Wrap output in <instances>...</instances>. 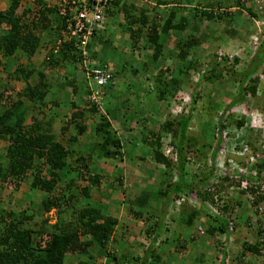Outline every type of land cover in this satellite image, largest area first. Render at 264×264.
I'll list each match as a JSON object with an SVG mask.
<instances>
[{
	"label": "trees",
	"instance_id": "1",
	"mask_svg": "<svg viewBox=\"0 0 264 264\" xmlns=\"http://www.w3.org/2000/svg\"><path fill=\"white\" fill-rule=\"evenodd\" d=\"M130 1L128 4L127 0H112L105 10L106 17L114 19V23L118 22V15L123 14L122 23L116 27L125 37L122 45H128L127 50L136 53L131 54L132 64H128L129 59L121 53L119 72H111L110 84L115 81L128 86L142 79L149 93H154V98L150 96L144 101L150 104L147 105L149 111H152V103L158 105L160 102L185 105L180 107L183 111L189 108L178 116L169 115L170 118L157 130L148 131L143 139V143L149 145L148 156L163 172L155 194L164 198L163 219L169 217L170 224L164 228L165 232L159 221L153 220L154 181L146 188L143 186L142 191L124 183L121 173L129 157L124 161L125 152L117 130L92 100L93 92L79 47L81 40L62 42V32H68V16H62L58 8L49 6L46 0L24 4L21 0H4L6 7L0 10V68L5 75L3 81L0 78V143L3 144L0 202L2 190L17 191L27 185L34 209L11 206L0 209V264H66L72 257L77 259L76 264H95V258H104L106 264H160L162 256L154 246H161L171 237L179 240L176 252H182L188 243L181 239L195 220L202 225L193 227L191 241L204 233L211 239L215 235L224 237V241L219 242L222 247L220 264H226L225 248L230 242L242 244L241 254L232 257V261L241 260L246 254L260 256L264 250L262 151L251 148V159L241 164V170L235 167L219 170L217 165L221 157L230 165L231 143L226 140L225 130L227 126L238 129L244 125L249 107L244 97L257 94L256 75L264 64V53L260 56L264 51V39L238 72L233 67L239 64V58L230 60L224 55L216 56L212 48L205 62L191 56L203 43L209 45L217 39L212 32L209 35L200 33L203 22L214 25L211 30L217 36L223 33L230 39L235 38L239 30L225 27L218 31L215 20L221 21L226 16L238 29L241 18L236 17L235 10L240 9L242 14L248 12L255 23L256 18H264V0H219L218 4L213 3L214 0H200L195 4L193 0H140L153 1L151 10L136 6L137 0ZM216 10L219 13H215ZM44 35L50 39L43 41ZM95 39L98 43H93ZM113 42L115 33L112 30L94 29L90 43L84 45L93 68L114 70L108 62H114L115 58L105 64L96 60L97 45L107 55L115 57L116 52L111 49ZM80 71L87 82L84 90L77 85L76 76ZM203 83L212 86L211 92L219 90L220 85L226 87L231 98L227 99L225 111L218 116L213 141L197 145L196 136H183L180 130H185V124L189 129L188 119L200 98L196 91ZM14 84L17 90L12 87ZM186 89L189 100L184 104L182 98ZM238 104L243 105L240 116L237 111H231ZM89 116L93 119L91 126L87 124ZM88 129L92 138L87 135ZM166 144L174 160L165 156ZM209 146L212 151L208 165L206 151ZM113 173H116L113 179L116 184L110 181ZM232 173L239 176H231ZM146 182L141 184L146 185ZM118 190L122 193L120 203L129 215L145 225L150 223L153 228L146 231L147 235L152 233V238L145 256L140 259L138 256L129 259L119 253L116 233L119 218L108 215L107 207L104 208ZM133 206H142L139 209H144L147 219H143L142 210H134ZM247 207L254 208V214H261L259 208L263 207V218L256 231L251 230ZM51 210H55L56 216L53 224L49 223ZM173 210L178 216L170 214ZM197 229L205 232L199 234ZM250 232H255L252 235L254 243L247 237ZM162 234L166 235L163 241L159 240ZM198 257L200 259L201 254Z\"/></svg>",
	"mask_w": 264,
	"mask_h": 264
},
{
	"label": "rangeland",
	"instance_id": "2",
	"mask_svg": "<svg viewBox=\"0 0 264 264\" xmlns=\"http://www.w3.org/2000/svg\"><path fill=\"white\" fill-rule=\"evenodd\" d=\"M197 1L200 0H193V3L195 4ZM217 2H219V0H214L213 3L218 4ZM127 3H131L130 0H127ZM255 3V2H254ZM262 3H264L262 1ZM154 2L150 1H140L137 0L136 1V6L140 7V8H144V9H149L151 10L154 7ZM249 4L251 5V3L249 2ZM264 6V5H263ZM6 7V4L4 2V0H0V10H4ZM264 8V7H263ZM235 10V9H234ZM264 13V9L262 11ZM215 13H219L218 10H216ZM236 13V17L241 18V20H239V22H241L240 27L237 29L236 26L233 27V25H236L235 23H231V19L227 18L226 16L223 17V19L221 21H216V30L220 31V30H224L225 27H230L232 29L235 30H239V35L235 36V38H228L225 34L220 33L219 36H217V34L215 32H213L211 29L214 28V25L209 24V22H203L201 27H200V33L204 34V32L206 34H210V32H212L214 35V37H216L217 39H215L214 43L210 42L208 43L209 45H207L206 43H203L197 51H193L192 55L194 58H197L203 62H205L208 59V55L210 53V49L212 48L214 50V53L216 54V56H221L224 55L225 57L230 58V60H232L233 58H239V64L235 65L233 67L234 70H236L237 72L240 70V68H242V66H245L247 64V62L250 61V59L252 58L254 52H256L258 45L260 44V42L264 39V18L259 19L256 18L255 23L251 20V16L246 13L245 16L244 14H242V12L240 11V9H236L235 10ZM123 14L118 15V23H122V17ZM242 16V17H241ZM107 24H105V28L108 27V29L112 30L114 33H116L115 29L116 26L113 25V23L110 22L109 19L106 20ZM258 26V27H257ZM51 32L47 33L50 34ZM108 33V32H107ZM43 41L44 40H49L50 38L46 35L43 36ZM93 43H98V40H92ZM121 44H123V40L120 41ZM172 46V45H171ZM175 47V44L173 45ZM98 48V45H97ZM112 50H114L113 55H115V57H112L111 55H107V53L105 51H99L98 48V53L96 54V60L99 63H103L105 64L107 61H109L111 58H115L114 62L110 61L108 63H110L114 68V70L118 71L116 64L120 65V60L119 58L122 57L121 52L115 51V49L111 48ZM264 53V51H261L260 56H262ZM123 56H125L123 54ZM126 57V56H125ZM127 58V57H126ZM129 63L128 64H132L131 63V57L129 56ZM127 58V59H128ZM210 59V58H209ZM159 63L157 62L156 66ZM167 65V64H166ZM230 66V65H229ZM229 66H227L225 69L229 70ZM254 66V65H253ZM264 64L260 67V70L258 72V83H257V94L253 97L250 94H247L244 98L245 100L247 99L248 101H246L248 107V111L246 114V121L244 123V125L241 128L235 129L232 126H227L225 133L226 135V140H228L231 144H230V149H231V153L229 152V161H230V165L228 166L225 162L224 157L220 158V161L217 163L219 170L222 169H232L235 167V169H239L241 170L242 165L245 161L250 160L251 159V153L250 150L252 151V149L258 150V151H262L260 153V155H264ZM54 74V73H53ZM172 74V73H171ZM76 75V73H74V76ZM175 77L178 75L177 70L174 72L173 74ZM255 76V77H256ZM5 77L4 73L1 72V68H0V78ZM194 77V76H193ZM77 85L79 86V88H82L83 90L85 89L84 87H87V82L84 76V73L82 71H80L77 76ZM33 82V81H32ZM110 85V84H109ZM109 85H107L104 88V91L107 89L109 90ZM217 85H219V83H217ZM185 86H188L187 84ZM12 87L14 89L17 90V85L14 84L12 85ZM125 87V88H124ZM120 92H124L125 93L121 94L119 92L115 93L111 91L112 97H109L108 95H106L105 99H104V95L101 97L100 103L98 105V110L99 112L103 111L104 113L107 112H114V114L119 116L120 120H126L130 121L132 118L135 117V115H139L142 108V102H144L145 100H147L148 98H150V96L153 97L154 93H149L148 91V86L145 82L141 81L139 82V84H135L134 82H132V84H129L128 86H124ZM221 88H219V90H214V92L212 91V86L209 85L208 83H203L200 85V87L198 88V90L196 91V94L200 96V98L198 99L199 101L196 102L193 107L194 109L192 110V115L190 117V120L188 119L189 122V129L187 130V125L185 124L186 120L183 119L182 123L185 124V130H180V132L182 133V135L184 136L185 134L187 136H191V137H195L196 136V141L199 143H196L197 145H200L202 143H211L213 141V136H215L216 134V128H217V120H218V116L220 114H222L225 109H226V104L227 99L231 98V94L229 91H227L226 87H222L220 85ZM188 89V88H187ZM187 89L185 90L186 94H183V98H182V102L185 104V102H188L189 98L187 97L189 92L187 91ZM134 90H138L139 94L143 95L142 100L138 99V100H133V97L131 98L130 95H128V92L132 95V93H134ZM211 90V91H210ZM132 92V93H131ZM184 92V93H185ZM74 97H72L73 99ZM117 98V103L116 104H112V100L116 101ZM103 100V101H102ZM145 103V102H144ZM143 103V104H144ZM174 104V103H173ZM167 105L165 102H160L158 105H155V103H152V117L150 118L149 123H147V125H145V121H143V118H141L138 123H136V127H133V131H144L145 134L143 135V137H139L141 140L144 139V136H146L148 131H155L157 130L161 123L168 119L169 115L171 116H178L180 113L179 111L182 112H186V110L188 111L189 108L186 107L185 110H181V108H183V106L185 105H181V104H177L176 105ZM66 105V104H65ZM150 104L147 103L146 106ZM243 105H234L231 108V111H237L238 114L237 116H240L241 111L243 110L242 108ZM67 107V106H65ZM181 107V108H180ZM107 108V109H106ZM123 108V109H121ZM112 110V111H111ZM229 110V109H228ZM230 111V112H231ZM106 117V115H105ZM107 118V117H106ZM170 118V117H169ZM139 119V118H138ZM137 119V120H138ZM65 121V118L63 119V122L60 120L59 122H62L59 124V126H61ZM187 121V122H188ZM87 122L92 123L93 119L91 118V116L88 117ZM140 123V126L138 127V124ZM135 124V123H134ZM58 126V127H59ZM142 126V127H141ZM55 127V125H54ZM138 127V128H137ZM71 129V128H70ZM173 129H175V126L173 127ZM57 129H55V131H57ZM71 131H73L71 129ZM70 131V132H71ZM58 132V131H57ZM179 132V133H180ZM170 135V134H169ZM167 139H169V137H167ZM122 142H124L125 144H127V148L125 147V150L128 152L129 149L131 148V141L130 138L128 140H126V136L121 137ZM88 141V139H87ZM95 141H97V139H95ZM167 143V142H165ZM190 144V141L188 142ZM167 145V144H166ZM192 145V143L190 144ZM246 145V146H245ZM3 146L2 143H0V150L1 147ZM137 145L133 144L132 146V150L134 152V150L137 149V151L139 153H144L146 152V149L140 145H138V148H136ZM233 148V149H232ZM241 148V149H240ZM252 148V149H251ZM212 151V147H208L206 154L207 156V162L208 165L209 163V156L211 154ZM226 151H228V149H226ZM230 151V150H229ZM225 154V153H224ZM100 155L96 156L95 161H97V159H99ZM132 158V157H131ZM3 161V159H1ZM132 162L130 161V155H129V160L128 163ZM127 163V164H128ZM148 161L145 162L146 166L150 169H153V165L152 163ZM135 165V162H134ZM207 165V166H208ZM106 165H104L103 167H105ZM123 166V165H122ZM140 166V165H139ZM208 168V167H207ZM130 170V168H128ZM136 169V168H135ZM137 175L142 177V180L139 179L136 183V188L137 190H141L142 191V185L144 186L143 188H146V186L148 185V181L145 184L141 185V182L146 181L147 177H155L154 178V185L155 187L152 188V209L155 211L154 212V221H159V225H162V230H164L166 232V229H164L165 227L169 226V217L164 218V213L162 210V205L164 203V198L159 197L158 195L155 194V191L159 188L156 186L159 184V179L162 178V170L160 168H158V173L156 174L155 171H148L147 175L145 174L144 170H138ZM222 174V172H221ZM114 175H116V173L111 174V180L114 184H116V182L113 180L114 179ZM158 175V178L156 180V177ZM219 173H216V176H218ZM145 176V177H144ZM145 178V179H144ZM230 177H228L229 179ZM263 178V177H262ZM110 179V178H109ZM132 179V177H131ZM130 179V183H134V181H131ZM144 179V180H143ZM213 180V179H211ZM230 180V179H229ZM161 182V180H160ZM139 183V184H138ZM162 183V182H161ZM150 184V182H149ZM139 185H141L139 187ZM160 186V184H159ZM135 189H133L132 191H134ZM151 190V188L149 189ZM233 191V190H232ZM230 191V193L232 192ZM30 192V188L27 185H22V187L20 189H18L17 191L12 190L11 188L8 189H4L1 191L2 194V198H1V202H0V209L4 208L6 209V207H28L29 210H33L34 209V203L31 202L30 200V196H28V193ZM135 192V191H134ZM235 192V191H233ZM129 193V192H127ZM38 194V193H36ZM140 196H142L141 192H139ZM227 194V193H226ZM31 195V193H30ZM34 195V194H32ZM228 195V194H227ZM121 198H122V193L121 190H118V192L113 194V197L111 198L113 201H115L114 203L111 202L110 200H108L109 204L106 202V205L104 208L106 209L107 207V213L108 215H112L115 216L117 218H119V223L116 227V233L117 235V247L118 250L120 251L119 253H121L122 256L127 255L129 259L134 258V257H139L142 258L145 256L144 252L145 249L148 247L151 238H152V233L151 235H147L146 231L148 229H150V227L152 228V225L150 223H147L146 225L143 224L140 220L138 221L137 219L134 218L133 215H129V213L127 212L126 208H124V206L120 203L121 202ZM119 199V200H118ZM194 200L196 198H193ZM192 201V200H191ZM262 206V204H261ZM134 210L138 209V210H142V216L143 219L146 220L148 216H146L144 209H139L142 206H133ZM103 208V209H104ZM262 208H259V211L261 212V214H254V208L247 207V211H246V215H248V218L250 220L251 223V230L252 231H256L257 228L259 227V220L261 218H263V214H262ZM104 209V210H105ZM237 211V210H236ZM170 212V211H169ZM179 212V210H178ZM171 215H177L176 211H171L170 212ZM170 215V216H171ZM48 216L50 217V224H53L55 222V210H51L48 213ZM169 216V215H168ZM242 217V215H241ZM178 218V217H177ZM201 218V217H200ZM202 219V218H201ZM203 220V219H202ZM262 220V219H261ZM200 222L198 221H194L193 222V226L190 227L184 237L181 239L182 241L187 242L188 244H185L186 246L184 247V250L181 252H176V245L179 243V240H175L171 237H169L168 239L164 240V238H166L165 236L168 235L166 233L162 234L160 236L161 241L164 240V243L161 246H154L156 248H158L159 252L162 256L161 260H160V264L166 263V264H220V249L221 247V243L222 241H224V237L220 236V235H215L212 237V239L210 237L204 236V234H201V232H205V230H196L197 233L201 234L199 238H197V240L194 239V242L191 241L192 237L190 236L191 233L195 232V228L193 227H197V226H201L202 224H200ZM129 225V226H128ZM167 225V226H166ZM124 226H126L127 228H125ZM205 226V225H204ZM172 227V226H171ZM193 228V229H191ZM239 229V227H237ZM153 229V228H152ZM170 229V228H168ZM253 233L255 232H250L247 234V237L249 239L250 242L254 243L255 238H253ZM234 234V233H233ZM232 234V235H233ZM174 237V236H172ZM176 238V237H175ZM221 242V243H219ZM241 242H230L228 245H226V264H264V250H262L261 255L260 256H252L250 254H246L245 257H243V259L238 260V261H232V257H236L238 255L241 254ZM215 248V249H214ZM164 252V253H163ZM199 254H201V257L199 259ZM77 263V259L76 258H70L66 261V264H76ZM95 264H106L104 261V258H95ZM140 264H142V262H140Z\"/></svg>",
	"mask_w": 264,
	"mask_h": 264
},
{
	"label": "built area",
	"instance_id": "3",
	"mask_svg": "<svg viewBox=\"0 0 264 264\" xmlns=\"http://www.w3.org/2000/svg\"><path fill=\"white\" fill-rule=\"evenodd\" d=\"M33 0H21V4L24 2ZM51 7H57L59 13L62 16H68L73 21L71 24L68 19L67 29L68 32H62V42L70 41L74 39L76 41L81 40V54L83 56V64L87 71L86 78L89 81V86L93 92L92 100L99 104L101 97L103 96L102 89L105 88L111 82V68L105 70L99 68H93L92 60L90 59L89 52L85 49V44L90 43L91 35L94 29L104 28V15L105 10L108 8L107 4H110L112 0H46ZM61 41H59L60 44ZM170 153V154H169ZM171 149H166V154H171ZM173 158L175 159L174 155ZM237 173H232L231 176ZM245 187V184H242ZM200 230V229H199ZM202 233V232H201Z\"/></svg>",
	"mask_w": 264,
	"mask_h": 264
},
{
	"label": "crops",
	"instance_id": "4",
	"mask_svg": "<svg viewBox=\"0 0 264 264\" xmlns=\"http://www.w3.org/2000/svg\"><path fill=\"white\" fill-rule=\"evenodd\" d=\"M124 39V37L123 36H121L118 32L117 33H115V42H113V44H112V46H111V48H113V49H115V51H118V52H121V53H124V55L128 58L129 56L130 57H132V55H131V53H132V51L130 50V51H128L127 50V48H128V45H126L125 47L120 43V41H122ZM98 48H99V51L101 52L102 50H101V47H100V45H98ZM129 49V48H128ZM129 59V58H128ZM116 66L119 68V65L118 64H116ZM114 67L112 66V69H113ZM115 72H119V69H118V71H116V70H114ZM133 80V79H132ZM141 81H143L142 79H140ZM140 80H136L135 81V84H139V82H140ZM144 82V81H143ZM110 87H109V90H105L104 91V88L102 89V92L104 93V99H105V97H106V95H108L109 97H112V94H111V91L112 92H115V93H117V92H119V93H121V94H123V93H125L126 91H124L123 93L122 92H120V90L125 86L124 85V83H117V82H113V83H111L110 85H109ZM125 88V87H124ZM132 93V92H131ZM128 95H130L131 96V98L133 97V100L135 101V100H138V99H140V100H142V98H143V95H141V94H139V91L138 90H135L134 91V93H132V95L128 92ZM103 101V100H102ZM112 104H116L118 101H117V98H116V101H113L112 100ZM144 102H142V110H141V112H140V114L139 115H135V117L134 118H132L130 121H127V119L126 120H120L119 119V116L117 117V118H114V117H112V116H114V113L112 112V113H109V112H107V113H104L103 111H101V113L102 114H104V115H106V117L108 118V120L111 122V124L113 125V127L117 130V134L119 135V137L121 138V137H124V136H126V140H128L129 138H130V141H131V148L129 149V151L127 152L126 150H125V147L127 148L128 146H127V144H125L124 142H122V147H123V150H124V152H125V160L124 161H126L127 159H126V157H129V155H130V160L132 161L131 162V165L129 164V165H127V162H125V166L126 167H123V173H121V175H122V177H123V179H124V183H125V185H130V186H137L136 185V183L135 182H137L139 179H141L142 180V177H140V176H138L137 175V173H138V171L136 170V169H138L139 171L140 170H151V171H155L156 172V174L158 173L157 171H158V166H156V164L153 162V160L151 159V157H149L148 156V147H149V145H148V143H143V140L141 141V139L139 138V132L140 131H133V127L135 128L136 127V123H138V121L141 119V118H143V121H145L146 123H145V125H147V123H149V121H150V118L152 117V111H149L148 109H147V106H146V103H144ZM107 109V108H106ZM121 109H123V108H121ZM112 111V110H111ZM139 118V119H138ZM138 119V120H137ZM140 122V121H139ZM135 123V124H134ZM87 124L88 125H90L91 126V124L92 123H90L89 124V122H87ZM140 126V123L138 124V127ZM137 127V128H138ZM142 127V126H141ZM71 130V129H70ZM87 132V135H89L90 136V138H92V136H91V134H90V132H89V129L86 131ZM71 134H73L74 132L73 131H71L70 132ZM142 135V137H143V135L145 134V132L144 131H141L140 132ZM144 138H145V136H144ZM80 140H83L82 139V137H81V139ZM133 144H135V145H137L136 146V148H138V145H140V146H142V147H144L145 149H146V152H144V153H139L138 151H137V149L136 150H134V152H133V150H132V146H133ZM132 157V158H131ZM148 159H149V162L150 163H152V165H153V169H150V168H148V167H145L144 168V166H146V164H145V162L146 161H148ZM134 162H135V165H133L134 164ZM149 163V164H150ZM140 165V166H139ZM119 166H121L122 167V164H120ZM128 167L130 168V170L128 169ZM136 168V169H135ZM146 173V175H147V172H145ZM131 177H132V179H131ZM145 177V176H144ZM155 178V177H154ZM154 178L153 177H147V181H148V183L147 184H149V182L150 183H152L153 182V180H154ZM158 178V175H157V177H156V179ZM130 179H131V181H134V183H131V184H129L130 183ZM145 179V178H144ZM143 179V180H144ZM142 185V184H141ZM140 185V186H141ZM139 186V187H140ZM142 187H143V185H142ZM136 188V187H135ZM119 200V199H118ZM115 201H117V200H114V201H112V202H115Z\"/></svg>",
	"mask_w": 264,
	"mask_h": 264
},
{
	"label": "clouds",
	"instance_id": "5",
	"mask_svg": "<svg viewBox=\"0 0 264 264\" xmlns=\"http://www.w3.org/2000/svg\"><path fill=\"white\" fill-rule=\"evenodd\" d=\"M117 18H118V17H117ZM107 19H109V18H107L106 15H104V26H105V24H107V22H106ZM109 20H110L111 23H113V25L118 26V22H117V23H114V19H109ZM104 28H105V27H104ZM104 28H103V29H104ZM107 28H108V27H107ZM115 31H116V33L118 32L121 36L124 37L123 33L121 32V30H120L119 28L117 29V27H116ZM124 39H125V37H124ZM131 54L135 55L136 53H134V51L132 50V53H131ZM112 71H114V70H111V72H112ZM99 103H100V102H99ZM98 105H99V104H98ZM179 113L181 114L180 111H179ZM167 148H170V147H169L168 145H165V146H164V149H163V150H164V154H165V156H168L171 160H174V158H173V154H172V153H171L172 156L169 155L170 153H169V154H166V149H167ZM170 149H171V148H170ZM171 152H172V150H171ZM174 157H175V156H174ZM262 179H263V178H262Z\"/></svg>",
	"mask_w": 264,
	"mask_h": 264
}]
</instances>
